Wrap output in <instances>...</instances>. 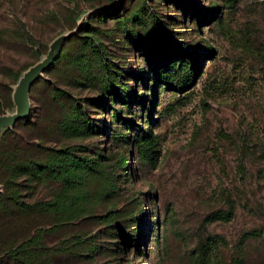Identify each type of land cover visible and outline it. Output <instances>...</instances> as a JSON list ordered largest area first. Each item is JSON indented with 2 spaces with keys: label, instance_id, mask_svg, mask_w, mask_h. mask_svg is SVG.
<instances>
[{
  "label": "rangeland",
  "instance_id": "obj_1",
  "mask_svg": "<svg viewBox=\"0 0 264 264\" xmlns=\"http://www.w3.org/2000/svg\"><path fill=\"white\" fill-rule=\"evenodd\" d=\"M153 22L179 50L142 44ZM0 72V135L29 108L95 169L56 231L90 239L71 264H264V0H0Z\"/></svg>",
  "mask_w": 264,
  "mask_h": 264
},
{
  "label": "trees",
  "instance_id": "obj_2",
  "mask_svg": "<svg viewBox=\"0 0 264 264\" xmlns=\"http://www.w3.org/2000/svg\"><path fill=\"white\" fill-rule=\"evenodd\" d=\"M118 7L112 6L109 14L116 13ZM150 31L142 44L150 41L157 51L166 53L179 50L159 23L153 22ZM180 50L183 55L192 53L183 47ZM181 53L175 59L178 66L185 65ZM96 56L95 63L104 68L103 55ZM191 78L188 74L180 80L168 78L165 83L187 86ZM29 84L27 79L26 93ZM118 100L123 101L120 96ZM13 103L7 85L0 80V115L11 110ZM28 110L14 119L13 123L24 120L21 124L0 135V264H71L83 255L79 247L90 239L78 234L59 236L56 231L72 217L69 190L73 182L86 168L95 169L90 167L91 161L75 156L68 148H49L34 140L27 133ZM41 189L47 193H40Z\"/></svg>",
  "mask_w": 264,
  "mask_h": 264
},
{
  "label": "water",
  "instance_id": "obj_3",
  "mask_svg": "<svg viewBox=\"0 0 264 264\" xmlns=\"http://www.w3.org/2000/svg\"><path fill=\"white\" fill-rule=\"evenodd\" d=\"M20 114H17V116L16 117H18Z\"/></svg>",
  "mask_w": 264,
  "mask_h": 264
}]
</instances>
